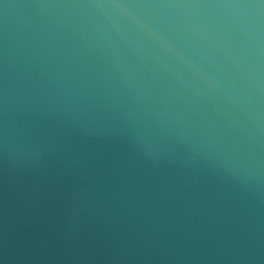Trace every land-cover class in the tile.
I'll use <instances>...</instances> for the list:
<instances>
[{
	"label": "water",
	"instance_id": "95a60500",
	"mask_svg": "<svg viewBox=\"0 0 264 264\" xmlns=\"http://www.w3.org/2000/svg\"><path fill=\"white\" fill-rule=\"evenodd\" d=\"M0 264H264V0H0Z\"/></svg>",
	"mask_w": 264,
	"mask_h": 264
}]
</instances>
